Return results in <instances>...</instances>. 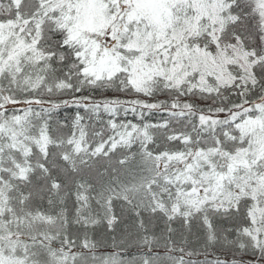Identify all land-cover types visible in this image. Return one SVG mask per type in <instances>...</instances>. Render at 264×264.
<instances>
[{
    "label": "snow or ice",
    "instance_id": "snow-or-ice-1",
    "mask_svg": "<svg viewBox=\"0 0 264 264\" xmlns=\"http://www.w3.org/2000/svg\"><path fill=\"white\" fill-rule=\"evenodd\" d=\"M177 233L264 264V0H0V264Z\"/></svg>",
    "mask_w": 264,
    "mask_h": 264
},
{
    "label": "trees",
    "instance_id": "trees-1",
    "mask_svg": "<svg viewBox=\"0 0 264 264\" xmlns=\"http://www.w3.org/2000/svg\"><path fill=\"white\" fill-rule=\"evenodd\" d=\"M9 107L10 110L22 111L25 105L18 104ZM74 111L75 109L72 107L61 109L56 113V118L63 119L66 114L71 115ZM117 211L119 212V207H117ZM174 239L176 241L175 250L165 248L163 243L152 247L135 243H129L122 247H113L111 239H106L95 250V256L104 258L118 253L119 258L125 261H133L134 264H143L145 259L155 262V264H181V262L182 264H216L217 258H227L226 253L219 247L206 246L203 240L198 239L195 235H188L187 243L182 241L179 233ZM180 248H183L184 251L181 252ZM88 258L91 260V254H89Z\"/></svg>",
    "mask_w": 264,
    "mask_h": 264
}]
</instances>
